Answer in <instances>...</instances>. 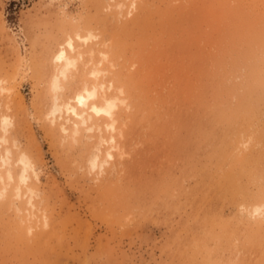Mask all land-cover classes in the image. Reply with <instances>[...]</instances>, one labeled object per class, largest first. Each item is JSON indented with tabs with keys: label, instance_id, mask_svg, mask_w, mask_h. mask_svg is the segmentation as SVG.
<instances>
[{
	"label": "rangeland",
	"instance_id": "374dc122",
	"mask_svg": "<svg viewBox=\"0 0 264 264\" xmlns=\"http://www.w3.org/2000/svg\"><path fill=\"white\" fill-rule=\"evenodd\" d=\"M129 3L0 0V114L38 174L31 232L26 199L0 198V264H264V0ZM77 35L111 52L132 104L102 175L97 137L46 119L51 56Z\"/></svg>",
	"mask_w": 264,
	"mask_h": 264
},
{
	"label": "bare ground",
	"instance_id": "6f19581e",
	"mask_svg": "<svg viewBox=\"0 0 264 264\" xmlns=\"http://www.w3.org/2000/svg\"><path fill=\"white\" fill-rule=\"evenodd\" d=\"M125 6V3L117 4L121 13L119 15L122 16ZM138 6V0H130L124 16H132ZM89 39L79 35L76 39L67 38L51 56L49 86L52 99L46 119L62 136L71 139L73 143L81 141L85 133L91 134L90 137H97L95 153L88 157V165L91 172L102 175L109 164L125 155L121 142L124 134L118 118L120 111L132 108V104L125 89L118 85L113 74L115 65L111 52L97 50L94 53L83 50ZM61 53L63 59L57 60ZM86 55L89 58L86 59ZM73 78H77L80 85L70 97L65 98L67 84L74 80ZM5 92H10V89L2 87L0 82V93ZM7 108L11 110L9 106ZM4 118H8V123L4 122ZM15 127L16 121L10 114H0V198H6L12 190L16 201L26 199L29 221H35L38 216L34 201L38 195L30 188V181L38 178V174L32 159L19 150L15 139L11 140V130ZM15 151L18 152L17 157ZM257 209L260 211L257 212ZM252 213L264 219V202L255 205ZM30 223L28 230L31 232L34 222ZM45 225H48L47 221Z\"/></svg>",
	"mask_w": 264,
	"mask_h": 264
},
{
	"label": "clouds",
	"instance_id": "9594fccd",
	"mask_svg": "<svg viewBox=\"0 0 264 264\" xmlns=\"http://www.w3.org/2000/svg\"><path fill=\"white\" fill-rule=\"evenodd\" d=\"M60 59H63V53H61L60 56L57 57V60H60ZM53 114H54V113H53ZM4 122H5V123H8V118H4ZM256 211L259 212L260 210L257 209Z\"/></svg>",
	"mask_w": 264,
	"mask_h": 264
}]
</instances>
